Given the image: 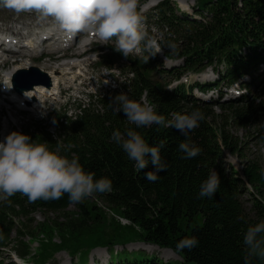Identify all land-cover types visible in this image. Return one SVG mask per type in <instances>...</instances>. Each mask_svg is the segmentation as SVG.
<instances>
[{
    "label": "trees",
    "instance_id": "16d2710c",
    "mask_svg": "<svg viewBox=\"0 0 264 264\" xmlns=\"http://www.w3.org/2000/svg\"><path fill=\"white\" fill-rule=\"evenodd\" d=\"M154 12L164 55L181 58V65L166 68L156 55L145 63L146 52L140 57H124L112 48L102 51L98 55L101 65L110 68L118 64L123 74L130 73L131 77L117 88L90 93L87 102H78L73 107L72 114H68V107L54 110L50 125L39 123L32 130L22 132L36 143L47 142L53 151L59 147L60 155L78 158L84 171L94 174V179H110V191L92 196L116 209L128 223L117 221L113 229H101V212L94 200L89 201L90 196L73 204L67 194L59 200L29 202L26 196L16 193L8 201L0 202V264H13L5 262L6 249H12L20 258L31 257L34 264L49 262L61 249L71 258L77 256L79 264H85L89 250L98 245L110 251L105 264H244L243 234L249 225L264 220V175H261L264 169L256 159L245 155L242 151L245 141L229 127H253L251 135L264 143V71L257 72L258 64L264 61V0H197L192 9L197 17L178 12L174 2L164 0ZM168 43L176 46L174 51L166 46ZM208 66L217 71L216 85L220 82L229 85L249 75L252 82L257 80L255 94L226 103H206L189 97L191 86L164 88L166 82L183 73L203 71ZM195 85L202 90L212 86ZM120 93L138 102L146 97L157 114L166 119H171L172 113L188 114L197 108L205 118L187 137L172 127L158 128L153 124L136 128L123 111L116 113L109 106ZM215 106L223 113L215 115ZM129 128L137 131L149 146L160 149L167 168L157 173L155 182L146 180L145 176L146 172L155 170L151 162L145 169L137 170L111 139L114 130L124 134ZM182 141L198 147L199 155L183 158L184 153L178 149ZM224 151L244 159L242 176L225 163ZM213 170L219 176L220 186L212 199L199 198L200 184ZM246 193L250 195L249 210L241 201ZM71 205L77 207L76 218L67 212ZM40 211L65 214L67 219L58 222L65 235L60 242L46 240L31 252L23 235L26 232L33 239L34 229L48 225L26 224L23 219ZM193 236L198 240L195 247L177 250L179 240ZM131 240L168 248L180 260L163 261L143 249L122 248L113 252L115 243L126 244ZM253 264H264V258L254 259Z\"/></svg>",
    "mask_w": 264,
    "mask_h": 264
},
{
    "label": "clouds",
    "instance_id": "9594fccd",
    "mask_svg": "<svg viewBox=\"0 0 264 264\" xmlns=\"http://www.w3.org/2000/svg\"><path fill=\"white\" fill-rule=\"evenodd\" d=\"M194 6L195 0H191ZM139 0H0V7L19 12H36L44 17H51L55 24L69 33H86L103 45L114 38V50L124 57L143 55L145 63L150 56L162 51L158 41L150 34L153 27L144 23L138 11ZM171 51L175 45H166ZM167 57H165L166 59ZM11 88L12 85H4ZM198 91V90H196ZM109 106L116 113L123 111L128 122L136 128L148 127L153 124L159 127H172L179 130L185 137L199 127L205 117L198 108L188 114L172 113L171 119L157 114L153 105L146 97L135 101L125 93L116 95ZM111 139L118 144L134 162L137 170L147 167L149 162L154 171L145 173L146 180L155 182L157 173L165 171L167 165L162 162L160 149L149 146L143 137L129 128L124 134L114 130ZM162 147V146H161ZM179 151L185 159L199 155L200 149L190 141L178 144ZM227 163L232 161L226 157ZM264 175V170L261 171ZM220 186V179L215 170L201 182L199 198L212 199ZM112 183L107 177L94 179V174L86 173L78 158L69 159L60 155V149L51 150L47 142L36 143L18 131L10 132L0 141V202H6L16 193L26 196L29 202L36 200H59L68 195L70 203H80L93 193H106L111 190ZM198 244L196 237H185L176 244L177 250L191 249ZM246 248L244 264H253V260L264 258V220L249 225L243 234ZM18 264H23L17 257Z\"/></svg>",
    "mask_w": 264,
    "mask_h": 264
},
{
    "label": "rangeland",
    "instance_id": "374dc122",
    "mask_svg": "<svg viewBox=\"0 0 264 264\" xmlns=\"http://www.w3.org/2000/svg\"><path fill=\"white\" fill-rule=\"evenodd\" d=\"M157 1L161 0H139V4L141 5L140 8L143 11H147L146 9L155 4ZM169 3L174 2V6L176 7L178 12H185L190 14L193 9V5L191 0H165ZM197 0H195L196 4ZM194 4V5H195ZM139 10L140 14L143 17L144 23L147 25L149 19L147 16H144L143 12ZM194 17L197 15L192 14ZM56 24L51 17H44L41 16L39 13L36 12H15L13 10L0 7V32L8 33H16L20 36H30L35 37L38 34H42L46 32L47 28L54 27ZM151 32V31H150ZM153 36L158 38L160 33L158 34L157 31L151 32ZM85 36V35H84ZM84 38L81 35L77 37L74 43H70L68 47L62 50L57 55H54V58H50L48 56H44L42 58H33L28 56L25 53L22 55H15L11 58V60L4 66L0 67V90L3 89V83H5V78H7V74L5 75V71H8L12 66L19 64L22 66L26 65H35L41 68L43 71H47L51 68L55 69L54 73H58V88L57 92L51 95V97H47L46 99H39L35 103H31L33 107V111H22L16 108L18 103H13L9 105L7 102H3L0 106L2 109L0 113V141H3L5 136H7L12 131H19L26 125H34L33 121L37 120H46V125H50V119L47 116L49 110L54 108H59L62 105H75L77 100H83L85 98L84 92L88 89L93 91L95 88H105L111 87L113 81L110 79L107 70L101 69L97 67L95 63V55H88V56H78L75 57L78 53L82 52L85 48L88 47V44H84L80 40ZM45 41L44 43H46ZM94 44H91L93 46ZM29 50L27 49V52ZM35 51H38L36 49ZM65 54L67 56L66 59H70L69 66L63 64V59H56V56L61 54ZM16 60V61H15ZM14 61V63L12 62ZM17 62V63H16ZM13 63V64H12ZM62 63V64H61ZM8 69V70H7ZM58 71V72H57ZM212 76L214 71L210 68L205 70V72L197 75H193L192 77L188 78L187 81H200L201 75L209 74ZM5 75V77H4ZM114 78L115 85L118 84L119 81H122L124 78L119 71L114 70ZM204 78H208L205 76ZM229 93V92H228ZM12 108L14 111H8L9 108ZM213 112L215 115L222 114L223 111L219 107H214ZM217 122H220V118H216ZM10 120L9 125L7 126V130L4 131V127H6V121ZM50 129L52 127L50 126ZM230 131L239 137V139L244 140V147L243 152L248 158L256 159L261 167L264 169V143L259 141L254 136L251 135L253 127H249L248 129L239 127L237 125H230ZM250 131V133H249ZM5 133V134H4ZM225 156V163H227L226 157L229 156L232 163L229 164L233 168H235L242 176L241 169L244 165V159H241L239 156L230 154L227 151H224ZM249 188V186L247 187ZM89 201H95L96 206L98 207V212L100 214V222L99 226L103 230H111L114 228L115 223L120 222L121 224H127L128 221L121 217L116 209L104 205L101 201L95 200V198L91 195ZM250 195L248 193L241 196V201L244 203L245 207L249 210L250 209V202H249ZM92 199V200H91ZM68 214L71 218H76L77 214V207L75 205H71L67 209ZM67 216L63 213H55V212H36L29 217V219H23L24 223L32 222V225L40 222H45L48 226H45L41 230H33L34 238L29 239L28 233H26L25 229L22 227V231L25 232L22 239L28 243V246L33 252L40 243L48 240L54 242H60L61 237L64 234L59 228L60 224L58 222L65 221ZM57 222V225H55ZM50 225V226H49ZM113 252L119 251L122 248H125L128 251H134L137 249H143L146 253H153L156 256L160 257L163 261H172L177 262L180 260L179 256H177L172 250L168 248H160L154 244L138 242L131 240L126 244H122L121 241H118L113 246ZM110 251L107 249L106 246H96L89 250L86 258L85 264H105L109 260ZM3 257L5 258V262L10 261L13 264H18L17 256L12 249H6L3 252ZM20 258V257H19ZM20 261L23 264H34L31 257L20 258ZM78 257L75 256L71 258L67 251L65 250H58L54 256L50 259L49 262L45 264H79Z\"/></svg>",
    "mask_w": 264,
    "mask_h": 264
},
{
    "label": "bare ground",
    "instance_id": "6f19581e",
    "mask_svg": "<svg viewBox=\"0 0 264 264\" xmlns=\"http://www.w3.org/2000/svg\"><path fill=\"white\" fill-rule=\"evenodd\" d=\"M54 29L56 31L57 30L58 31L61 30L58 26L53 28V30ZM61 31H63V30H61ZM3 39H4V36H3ZM24 41L26 42V44H28V46H34L38 42V37L36 36L34 38H31V39H24ZM63 64L69 66L70 62H65ZM21 66L22 65L16 64V65L12 66L8 71H6L5 75L6 74L8 75L7 78H6V79H8V82L10 81L9 78L11 77V74L13 73V71L16 70L17 68L21 67ZM46 72L48 73V75L52 79V84H51L50 87H44L42 85H38V86H35L33 89H31L29 91H24V92L18 93V94L14 93L11 96V98L14 101L20 103L21 107H24L26 109H30L29 106H28V103H30L32 101L35 102L36 100H39V99H45V98L55 94V92L57 91V88H58L57 85H58L59 76L56 73H54V69L53 68L47 70Z\"/></svg>",
    "mask_w": 264,
    "mask_h": 264
},
{
    "label": "water",
    "instance_id": "95a60500",
    "mask_svg": "<svg viewBox=\"0 0 264 264\" xmlns=\"http://www.w3.org/2000/svg\"><path fill=\"white\" fill-rule=\"evenodd\" d=\"M38 83H43L46 86L51 84L48 75L36 66L18 69L12 78V84L18 92L27 90Z\"/></svg>",
    "mask_w": 264,
    "mask_h": 264
}]
</instances>
